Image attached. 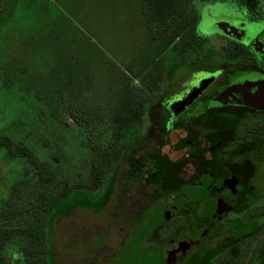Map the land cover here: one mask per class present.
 I'll list each match as a JSON object with an SVG mask.
<instances>
[{
    "label": "flooded vegetation",
    "instance_id": "af4514ba",
    "mask_svg": "<svg viewBox=\"0 0 264 264\" xmlns=\"http://www.w3.org/2000/svg\"><path fill=\"white\" fill-rule=\"evenodd\" d=\"M170 27L172 76L127 83L110 116V200L156 204L150 240L166 264H197L233 223L239 257L207 264H264V0H183L150 28ZM232 88L260 106L234 104Z\"/></svg>",
    "mask_w": 264,
    "mask_h": 264
},
{
    "label": "rangeland",
    "instance_id": "374dc122",
    "mask_svg": "<svg viewBox=\"0 0 264 264\" xmlns=\"http://www.w3.org/2000/svg\"><path fill=\"white\" fill-rule=\"evenodd\" d=\"M170 29L148 27L141 0H1L0 137L43 161L58 151L60 180L85 191L87 151L95 143L98 148L94 137L110 139V116L122 108L125 85L158 73L172 76ZM180 100L186 97L166 105ZM70 107L93 125L68 127ZM6 150L0 145V197L23 180L18 159ZM78 174L84 182L76 181ZM78 199L85 202L84 195ZM101 199L94 192L87 201L92 209L73 208L57 220L49 241L55 264H166L150 240L161 219L156 204L109 196L99 210Z\"/></svg>",
    "mask_w": 264,
    "mask_h": 264
},
{
    "label": "trees",
    "instance_id": "16d2710c",
    "mask_svg": "<svg viewBox=\"0 0 264 264\" xmlns=\"http://www.w3.org/2000/svg\"><path fill=\"white\" fill-rule=\"evenodd\" d=\"M182 2L183 0H141L142 14L148 27L168 28ZM84 114L78 108H68L65 119L68 127L82 130L92 126L93 122ZM69 121H72V124ZM109 128L110 126L108 131ZM103 130L105 131V126ZM94 139L99 146L97 148L95 143L92 149L87 151L89 157L85 161L88 166L84 174L90 185L80 192L60 180L57 175L56 167L61 162L58 151L51 159L43 161L23 144H13L7 136L0 137V145H5L7 149L5 155L18 159L16 170L23 176V180L13 184L10 193L1 192L0 252L4 257L2 264H51L53 249L49 241L57 220L73 208L92 209V201H87L94 192L102 195L95 208L99 206L100 210L106 203L110 196V139L107 136L99 139L100 141L96 137ZM89 140L87 137L86 141ZM77 178L76 181L84 182L81 175L78 174ZM83 195L85 202L78 199ZM228 233L230 237L222 238L223 240L197 264H207L209 260L227 250L230 251L232 259H237L240 255L238 244L242 241L237 237V224L233 223Z\"/></svg>",
    "mask_w": 264,
    "mask_h": 264
},
{
    "label": "water",
    "instance_id": "95a60500",
    "mask_svg": "<svg viewBox=\"0 0 264 264\" xmlns=\"http://www.w3.org/2000/svg\"><path fill=\"white\" fill-rule=\"evenodd\" d=\"M228 94L230 97L233 98V103L240 106H251V107H258L260 106V98L256 96H251L247 93H244L240 88H232ZM187 103L185 100L181 104Z\"/></svg>",
    "mask_w": 264,
    "mask_h": 264
}]
</instances>
